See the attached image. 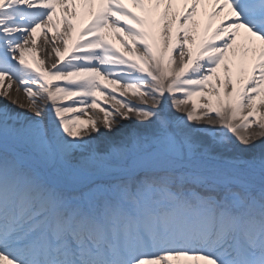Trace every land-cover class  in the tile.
Segmentation results:
<instances>
[{
	"label": "snow or ice",
	"instance_id": "1",
	"mask_svg": "<svg viewBox=\"0 0 264 264\" xmlns=\"http://www.w3.org/2000/svg\"><path fill=\"white\" fill-rule=\"evenodd\" d=\"M0 264H264V0H0Z\"/></svg>",
	"mask_w": 264,
	"mask_h": 264
},
{
	"label": "bare ground",
	"instance_id": "2",
	"mask_svg": "<svg viewBox=\"0 0 264 264\" xmlns=\"http://www.w3.org/2000/svg\"><path fill=\"white\" fill-rule=\"evenodd\" d=\"M41 43H42V41H41ZM117 46H119V45L117 44ZM40 55H41L42 58H44V59L47 61L48 64L51 63V60L48 59V57H47V53H46V52H41ZM11 95L14 96V97L16 96L15 85L13 86V90H12V92H11ZM129 98L131 99L130 96H129ZM20 102H21L22 104H26V103H27L26 97H24L23 93H20ZM4 103H7V101H4ZM10 106H11V105H10ZM17 110H18V111H22L23 109H17Z\"/></svg>",
	"mask_w": 264,
	"mask_h": 264
}]
</instances>
